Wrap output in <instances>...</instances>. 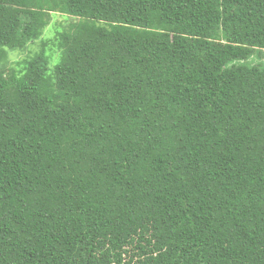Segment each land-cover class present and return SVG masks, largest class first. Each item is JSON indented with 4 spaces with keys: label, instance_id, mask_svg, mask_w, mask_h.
Here are the masks:
<instances>
[{
    "label": "trees",
    "instance_id": "trees-1",
    "mask_svg": "<svg viewBox=\"0 0 264 264\" xmlns=\"http://www.w3.org/2000/svg\"><path fill=\"white\" fill-rule=\"evenodd\" d=\"M261 50L264 0H0V264H264Z\"/></svg>",
    "mask_w": 264,
    "mask_h": 264
},
{
    "label": "rangeland",
    "instance_id": "rangeland-1",
    "mask_svg": "<svg viewBox=\"0 0 264 264\" xmlns=\"http://www.w3.org/2000/svg\"><path fill=\"white\" fill-rule=\"evenodd\" d=\"M75 21L74 17L63 15L60 13H54L52 16L51 24L46 28L43 36L38 38L37 40L30 43L24 49H15L9 52V60L12 65L16 62L26 59L27 57L33 56L36 52L40 51L43 48V41H46L51 44L56 39L58 31L63 28H67L68 25ZM46 46V54L49 57V72H51L55 66L60 61V52L53 47V45ZM252 60L254 62H263L264 61V52L256 51L253 55Z\"/></svg>",
    "mask_w": 264,
    "mask_h": 264
}]
</instances>
